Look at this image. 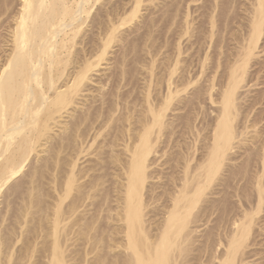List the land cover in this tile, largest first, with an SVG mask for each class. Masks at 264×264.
<instances>
[{
  "label": "bare ground",
  "instance_id": "6f19581e",
  "mask_svg": "<svg viewBox=\"0 0 264 264\" xmlns=\"http://www.w3.org/2000/svg\"><path fill=\"white\" fill-rule=\"evenodd\" d=\"M13 1L0 0V194L4 187L9 195L22 193L9 232L48 240L40 264H67L70 246L77 245L83 247L70 251L77 256L72 264H247L260 257L248 248L260 243L252 235L264 211V0H246L241 13L236 0H207L196 17L188 3L198 0H183L185 10L182 0H18L14 10ZM148 4L164 5L146 18L141 12ZM160 21L167 41H158L163 30L149 44ZM138 22L142 27L126 34ZM140 37L149 57L134 61L143 70L134 73L142 80L139 98L131 99L136 105H126L114 88L104 105L105 94L98 96L104 73H94L103 64L110 70L115 42H123L116 72L126 73L124 48ZM91 154L94 165L81 167L80 158ZM32 158L34 166L21 178ZM223 173L252 174L255 191L251 198L244 193L247 203L229 208L208 197ZM43 178L53 186L50 202L42 198L48 194ZM261 218L256 226L263 240ZM202 226L209 232L205 227L199 235ZM29 238L20 261L34 251ZM5 242L2 249L10 251ZM116 249L121 252L109 256Z\"/></svg>",
  "mask_w": 264,
  "mask_h": 264
},
{
  "label": "rangeland",
  "instance_id": "374dc122",
  "mask_svg": "<svg viewBox=\"0 0 264 264\" xmlns=\"http://www.w3.org/2000/svg\"><path fill=\"white\" fill-rule=\"evenodd\" d=\"M209 1V0H208ZM207 0L206 1H204V0H198V1H196V2H190V3H188L189 4V12H191V14L192 15H194V17H196L197 15H198V13H200L201 11H203V10H205V8H202V7H207L206 5H208V3L210 2H208ZM224 1V0H223ZM239 1L241 2V3H239ZM204 2H207V3H204ZM235 3V5L234 6H236L238 9H239V4H242L243 2L245 3L246 2V0H236V1H234ZM237 2V3H236ZM19 2H18V0H14L13 1V6L11 7V8H13V10L14 9H16L19 5ZM181 3V4H180ZM202 3H204L205 5H202ZM179 4L180 5H182V7H180L181 9H183V10H185L186 8V6H185V1H183L182 0V2H179ZM237 4V5H236ZM164 5V4H163ZM163 5H159L158 6V8H161V7H163ZM184 5V6H183ZM223 5V8H222V6H220V8L221 9H223L225 12H226V10H227V8H228V5L227 6H225L226 8H224V5H225V3H223L222 4ZM98 5H96L95 6V8H93L92 9V12H93V14H94V12H95V9H96V7H97ZM148 6V10H143L142 12H141V14L142 15H146V18H148V17H151V16H153L152 14L156 11V9H158V8H156V7H154L153 8V5H151V4H148L147 5ZM197 7V8H196ZM155 10H153V9ZM196 8V9H195ZM151 9V10H150ZM180 9V10H181ZM236 9V12L237 13H241L240 12V10L241 9ZM150 10V11H149ZM192 10V11H191ZM196 10H198V11H195ZM221 11L220 12V10H219V13H223L224 14V11ZM150 12V14H151V12H153L151 15L149 14V12ZM92 12H91V14H92ZM159 12H161V11H159ZM198 12V13H197ZM195 13L197 14V15H195ZM150 16H149V15ZM95 15V14H94ZM239 15V14H238ZM238 15H237V18H238ZM156 16H159V14H158V12H157V14H156ZM4 18H5V16H3ZM3 17L1 18V19H3ZM193 17V16H192ZM193 17V18H194ZM146 18H144V19H146ZM9 20H10V18H8ZM198 19V18H197ZM9 20H8V22H9ZM139 20V19H138ZM137 20V21H138ZM1 21V20H0ZM7 21V20H6ZM7 22V24H9ZM137 23V22H136ZM139 24H132V27L133 28H130V29H128V31L126 32V34L127 33H130L135 27V29H137V26H140V28L142 27V25H143V22H138ZM141 23V24H140ZM165 25V23L163 22V21H160V22H157V25L158 26H156V28L154 27V28H152L151 29V31L150 32H152L151 33V36L149 37V36H147L148 34V32L147 33H145V34H147V35H145L144 34V36H146V37H149V38H152V39H149V38H147V39H149L148 41H149V44L151 43V41H152V43H154L153 42V40H155V42L157 41L156 39L158 38L157 36H159V34L161 33V32H163V30H164V33H162L161 34V37L158 39V41H160V39H162L161 40V42L163 41L164 42V40L165 41H167V30L165 31V29H168L167 27H165L163 24ZM134 25H137V26H134ZM161 25H162V27H161ZM233 25V24H232ZM4 26H6V24L4 23ZM3 26V27H4ZM165 28H164V27ZM233 26H235V25H233ZM139 28V27H138ZM158 28H160V29H158ZM134 29V30H135ZM153 29H156L157 30V32L156 31H154ZM125 31V30H124ZM139 31H140V33H139V35L142 33V29H139ZM154 31V32H153ZM158 31H160V32H158ZM5 32H4V30L2 29V31H1V29H0V35L1 34H4ZM154 33V35H156L155 36V38L153 37L154 35H152ZM123 34H124V32H123ZM122 34V35H123ZM163 34H165V35H163ZM142 35H143V33L141 34V37H142ZM162 36L164 37V38H162ZM140 37V39L139 40H137V42H134L135 44H129V45H127V46H125L126 48H124L125 49V51H126V56H125V62L123 63L125 66H123V69L125 70V71H127L126 73L124 72L123 73V75L122 76H120V71L118 72V74H117V72L116 71H118L120 68V65H119V63H117L116 61H118V59H120V52L122 53V49H123V46H122V43L123 42H121V43H117V42H115V43H113L114 45H112L111 44V47H110V49H109V55H108V57H112V56H114V57H112V58H110V61H113L112 62V65H110L111 66V68H110V70H104L105 68H107L104 64L102 65V66H100V72H98V73H94V74H96V75H100V74H103V75H101V78H102V80L104 81L103 83H104V87H103V89L101 88V92H99V97H100V99H101V96L102 95H104L105 94V96H102V97H104L103 98V100L105 101L106 100V102L105 103H103L104 105H108V103L110 104L111 103V100H110V97L113 95V94H115V93H112V94H110L111 92H112V89L114 88V90H113V92H116V96H118L117 94H118V92L121 94V96H123L122 98H124V102H127V104L126 105H130V104H132V102H133V100H131V99H134V98H137L138 96H140V85H141V81L142 80H139L140 79V77H139V73L140 72H142L143 70H140V72H139V69L141 68V67H138V66H140L138 63H136V65H137V67L138 68H136V65H134L135 64V62L134 61H136V60H146L147 61V59H148V57L149 56H147L148 54H146L147 52L145 51H143V50H146L147 49V47H146V44L145 43H143L144 42V40H143V38H141ZM228 38L227 39H229V36H227ZM154 38V39H153ZM166 38V39H165ZM169 40V39H168ZM2 42V37H0V45L1 44H3V42ZM162 42V43H163ZM141 43H143V45H145V46H141V47H146L145 49L143 48H141L140 47V45H142ZM120 44H121V47L122 48H120ZM232 44V43H231ZM134 45V47H132ZM2 46V45H1ZM0 46V47H1ZM114 46V47H113ZM127 47H129V48H127ZM132 47V48H131ZM135 51H137V53L135 54V52H133L134 50ZM138 49H140V50H138ZM130 50V51H129ZM133 50V51H132ZM148 50V49H147ZM260 50V49H259ZM114 51H116V52H114ZM118 51H120L119 52V54H118ZM128 51V52H127ZM140 51H142V52H140ZM132 52V53H131ZM113 53V54H112ZM129 54V55H128ZM143 54V55H142ZM144 54H146V55H144ZM111 55V56H110ZM119 57H118V56ZM122 55V54H121ZM136 55V56H135ZM140 55H141V57H140ZM133 56V57H132ZM139 56V57H138ZM143 56H145V58L143 57ZM126 57H131V58H129V60H128V58H126ZM138 59H137V58ZM116 58H117V60H116ZM134 58V59H133ZM132 60V61H131ZM128 61V62H127ZM127 62V63H126ZM116 63V64H115ZM118 64V65H117ZM130 65V66H129ZM109 66V67H110ZM127 66V67H126ZM133 66V67H132ZM105 67V68H104ZM114 68V69H113ZM104 71H103V70ZM128 69V70H127ZM135 69H136V71L138 70V72H136L135 71ZM142 69V68H141ZM101 70H102V72H101ZM123 70V71H124ZM111 71V72H110ZM115 71V72H114ZM130 71V72H129ZM133 72V73H132ZM108 73L111 75V77L108 75ZM114 73V74H113ZM131 73V74H130ZM134 73H138V74H134ZM116 74V75H115ZM128 74V75H127ZM96 75H94V77H98V76H96ZM120 76V78L118 79V77ZM127 75V76H126ZM133 75V76H132ZM105 76V77H104ZM107 76V77H106ZM108 76H109V79H108ZM114 76V77H113ZM118 76V77H117ZM116 77V78H115ZM111 78V79H110ZM124 78V79H123ZM138 78V79H137ZM141 78H142V75H141ZM107 80V82H106V80ZM116 80H117V82H116ZM119 80H121V81H119ZM123 80V81H122ZM115 81V82H114ZM126 81V82H125ZM130 81H132V82H130ZM140 81V82H139ZM110 82V83H109ZM121 82V83H120ZM125 82V83H124ZM128 82V83H127ZM109 83V84H108ZM118 84V86L116 87V85ZM130 83V84H129ZM132 83V84H131ZM108 84V85H107ZM122 84H123V86H122ZM126 84H128V86H126ZM135 84V85H134ZM93 85H95V86H93L92 87V89H95L96 88V84H93ZM130 85V86H129ZM121 86H122V88H121ZM126 86V87H125ZM135 86V87H134ZM119 87H120V89H119ZM129 87H130V89H129ZM260 87V86H259ZM262 87H264V85H262ZM109 88V89H108ZM134 89V91L133 90H131V89ZM255 88H258V86L257 87H252V90H254ZM136 89V90H135ZM138 89V90H137ZM96 90V89H95ZM127 90V91H126ZM108 91V93L106 94V92ZM111 91V92H110ZM130 91H131V93H130ZM133 91V92H132ZM135 91H137V92H135ZM255 92L257 91V90H254ZM95 93H97V91H94ZM122 92V93H121ZM124 92V93H123ZM95 93H93V94H95ZM101 93H102V95H101ZM138 93V94H137ZM253 94H254V92H252ZM119 94V95H120ZM130 94V95H129ZM101 95V96H100ZM125 95V96H124ZM129 95V96H128ZM132 95V96H131ZM129 98H128V97ZM99 97H97L98 99H99ZM106 98V99H105ZM112 99H113V97H111ZM120 98V97H119ZM118 97H114V100H118V101H120V103L118 102V104L119 105H122L124 102L123 101H121L120 99H119ZM121 98V99H122ZM125 98H127V101L125 100ZM139 98V97H138ZM137 98V99H138ZM100 99L98 100V101H100ZM129 99V100H128ZM109 102H108V101ZM136 100V99H135ZM134 100V102H133V104L134 105H136V101ZM98 101L95 103V105L97 104V105H99L98 104ZM130 101H131V103H130ZM117 102V101H116ZM206 103L204 104V106L205 105H208L209 103L207 102V101H205ZM130 103V104H129ZM208 103V104H207ZM102 104V105H103ZM138 105V104H137ZM105 106V107H106ZM207 108H208V110H207ZM209 108L211 109V107H210V105H208V107L207 106H205V109L206 110H204L205 112L206 111H208L209 112ZM202 118L201 116H199L198 117V120H200V119ZM198 120H197V122H198ZM117 148V147H116ZM89 156V157H88ZM92 156V154L91 155H87V157L86 156H82V158H80L81 160H79V164L81 165V167H89V165L90 166H92V165H94V163H95V157L93 156V157H91ZM105 156V155H104ZM103 156V157H104ZM92 158V159H91ZM91 159V160H90ZM93 160V161H92ZM103 160H105V159H103ZM35 158H32L31 159V161L29 160L28 161V163H27V166L25 167V169H24V173L22 172V174L20 175V177L22 178L23 177V175L24 174H26L27 172H28V170L30 171L31 169H32V166H34V164H35ZM34 162V163H33ZM92 162V163H91ZM29 164V165H28ZM33 164V165H32ZM78 164V165H79ZM85 164H86V166H85ZM103 164V163H102ZM79 165V166H80ZM31 168H30V167ZM99 167V166H98ZM97 166H96V168H98ZM28 168V169H27ZM30 168V169H29ZM100 168V167H99ZM27 170V171H26ZM164 170V169H163ZM109 171H110V169H109ZM96 172V171H95ZM94 172V173H95ZM97 172L98 173H102V172H104V171H101L100 172V170H97ZM95 173V174H98V173ZM162 172H164L163 173V175H165V172H167V170H164V171H162ZM89 173H93V172H89ZM167 173H169V172H167ZM166 173V174H167ZM224 174H227V173H223V175L220 177L221 179L220 180H223V181H217V182H220L219 184L216 182L215 184H213L214 186H211L213 189H211V188H209L208 189V191L209 192H211V196L209 195L208 197H210L211 199H213V197L212 196H214L215 198L214 199H219L220 198V201H221V203L220 204H226V205H228L227 207H229V208H232V207H237L238 205H240L241 203V200H242V202H246L247 201V198L244 196V193H245V195L247 194L248 196L247 197H252L253 195H254V186H253V181H254V177L252 176V174L250 175H241V174H239V175H237L236 177H230L229 175L227 176V175H224ZM49 175V174H48ZM104 175V174H103ZM168 175H170V173L169 174H167L166 176H168ZM50 176V175H49ZM49 176H47L46 178V180L47 181H49L48 180V177ZM106 176H107V174H106ZM239 176H241V177H239ZM230 177V178H229ZM105 178V177H104ZM107 179H108V176L106 177ZM106 178H105V180H106ZM223 178V179H222ZM241 178V179H240ZM246 178H248V179H246ZM45 178H43L41 181L43 182L42 184H44V187H41V188H44V190H42L41 192L42 193H46V192H51L52 191V189H53V186H52V184L50 185L49 183L47 184V182H46V180H44ZM225 179V180H224ZM250 179V180H249ZM232 180V181H231ZM235 180H236V182H235ZM45 181V182H44ZM226 181V182H225ZM262 181H264V174H263V179H262ZM248 182V183H247ZM249 182H251V183H249ZM226 183H228V184H226ZM230 183H231V185H230ZM247 183V184H246ZM217 184L219 185V186H217ZM241 184V185H240ZM251 185V186H249V185ZM40 185H41V182H40ZM51 186V187H49V186ZM9 186V185H8ZM41 186H43V185H41ZM225 186H228V187H225ZM246 186H249V187H246ZM222 187V188H221ZM233 187H234V189H233ZM237 187V188H236ZM241 187V188H240ZM46 188H47V191H46ZM52 188V189H51ZM244 188V189H243ZM246 188V189H245ZM253 188V189H252ZM215 189H216V191H215ZM218 189V190H217ZM219 189L221 190V191H219ZM236 189V190H235ZM240 189V190H239ZM247 189H249V190H247ZM245 190H247L246 192H245ZM8 190H7V188L5 189V187H4V189H3V194L5 195H3L2 194V196H1V194H0V207H1V209L3 210V213L2 214H4V218H2L1 216L2 215H0V222H1V220H2V224L0 223V228H1V231L4 233V235H3V233L2 234H0V241H2V242H5L6 240L9 242H5L6 243V245L8 244V247H9V250L10 251H4V249H2V245L4 244V243H2V242H0V264H2V262H3V264H23L26 260H29V261H27L28 262V264H32V262H33V264H35V263H38V264H40V263H42L43 261H45L46 262V260H47V258L45 257V256H43V253H44V251H43V249H44V247L42 246V245H44L46 242L45 241H48V240H43L41 237H38V238H33V239H31V237H30V235L29 236H25V233H23V234H21V233H12V232H9V230L12 228V226H14V221H12V220H14L13 218H11L9 215H11L12 217H14V214H17L19 211H18V207L22 204V201L19 199L21 196V192H19V190H14V192L15 193H13L14 195L12 196V195H9V192H11V190H9V192H7ZM214 191V192H213ZM218 191V192H217ZM224 191V193H222ZM231 191H233V192H231ZM238 191H239V193H238ZM243 191V192H242ZM250 191V192H249ZM48 192V194H50L49 196H46V195H48V194H46V195H42V196H45V197H42V198H44V200L46 199V201L47 202H50L51 200H52V197H50V196H52V194L54 193L53 191L51 192V193H49ZM8 193V194H7ZM16 193H18V194H16ZM20 193V194H19ZM221 193V194H220ZM252 193V194H251ZM6 194L8 195V196H6ZM11 194H12V192H11ZM223 194H225V196L223 195ZM228 194H231V195H228ZM54 195V194H53ZM222 195H223V197H225L224 198V201H225V203L222 201L223 199V197H222ZM252 195V196H251ZM10 196V197H9ZM16 196H18V198L16 199ZM221 196V197H220ZM9 199H11V200H9ZM49 197V198H48ZM217 197V198H216ZM229 199H228V198ZM243 197V198H242ZM244 197H245V199H244ZM7 199V201H6V199ZM51 198V199H50ZM12 199H14V201L12 202ZM22 199V198H21ZM48 199H50L49 201H48ZM222 199V200H221ZM240 199V200H239ZM244 199V200H243ZM4 202H3V201ZM20 202H19V201ZM9 201H11L9 204V206H6L5 205V203L6 204H8V202ZM229 203H228V202ZM238 201V202H237ZM230 202H232V203H230ZM2 203H3V205H2ZM235 203V204H234ZM247 203V202H246ZM113 204V203H112ZM230 204V205H229ZM16 205V206H15ZM225 205V206H226ZM10 206L12 207L11 208V210H10ZM232 206V207H231ZM4 207V208H3ZM9 207V208H8ZM218 207H220L221 208V205H219ZM14 208H17V209H14ZM220 208H219V210H220ZM0 209V210H1ZM7 209V210H6ZM2 210H1V212H2ZM17 210V211H16ZM218 209H217V211H216V214H217V212L219 211ZM7 211H9L8 213H7ZM0 212V213H1ZM15 212V213H14ZM17 212V213H16ZM12 213V214H11ZM14 213V214H13ZM219 213H220V211H219ZM5 214H7L6 216H5ZM216 214H214V215H212V217L209 219V221H208V223H206V226L208 225H210V228H212V225H214L215 224V222H214V220H212L213 218H215L216 216ZM218 215V214H217ZM8 216V217H7ZM263 216H264V211H262L259 215H258V219H257V223L259 224V222L261 223V220H260V217H262L263 218ZM7 217V218H6ZM261 218V219H262ZM8 219H10V221L8 220ZM4 220V221H3ZM4 224V225H3ZM8 224H11L10 226L8 225ZM13 224V225H12ZM258 224H256V225H258ZM8 225V226H7ZM256 225H254V235H252L253 237V239H255V242H260V243H258V244H254V246L252 245V247L250 246L249 248H248V250L250 249H256V251H257V249L260 251V257H257V256H254V258L252 259L251 257L248 259V262H247V264H259L260 262H263V260H264V258L263 259H261V257H262V255H264V253H262L261 254V252L264 250V247H262V246H264L263 244H264V239L262 240V235H260V233H258V231H257V229H258V226H256ZM7 226V227H6ZM205 226V227H206ZM6 227V229H4ZM204 226H202V227H200L199 229H202V230H204L205 229V227L203 228ZM4 230H3V229ZM9 228V229H8ZM206 229L208 230L209 229V227H206ZM8 230V233H6V231ZM207 230H204V231H201V233H199V235H201L202 233H205V231H207ZM211 230V229H210ZM0 231V232H1ZM257 231V232H256ZM14 232V231H13ZM209 232V230L205 233V234H207ZM261 232V231H260ZM6 233V234H5ZM256 233V234H255ZM257 233H258V236H256L257 235ZM9 234H11V235H9ZM19 234V236H17V238H15L16 236L15 235H18ZM198 234V233H197ZM204 234V235H205ZM1 235H3L4 237H2ZM5 235H6V238H5ZM9 235V236H8ZM22 235H23V237H22ZM27 235V234H26ZM8 236V237H7ZM24 236H25V238H24ZM260 236V237H259ZM29 238V239H31V242H32V240L34 241V251H33V253L30 255V257H28V259H25L24 261H20V260H22V259H20V253L19 252H21L22 251V246L24 245V243H25V240H26V238ZM119 237V236H118ZM117 237V238H118ZM196 238H195V240L198 238V236H195ZM203 237H205V236H203L202 235V238H201V236H199V240L197 239L196 240V242H195V246H193V248L194 249H197V246H200L201 244H199V242L201 243V241H202V239H203ZM256 237V238H255ZM8 238H9V240H8ZM6 239V240H5ZM15 240V242H14V240ZM120 239V240H119ZM5 240V241H4ZM24 242H23V241ZM118 240H119V242L121 241V238H118ZM117 240V241H118ZM204 240V239H203ZM36 241H39V242H41L42 241V244H39V242L35 245V243H36ZM73 241V240H72ZM199 241V242H198ZM10 242H12V243H10ZM262 242V243H261ZM2 243V244H1ZM13 243H15V244H13ZM70 243H71V241H70ZM198 243V244H197ZM10 244V245H9ZM32 244H33V242H32ZM72 244H73V242H72ZM261 244V245H260ZM256 245V246H255ZM18 247V250L16 249ZM24 247V246H23ZM37 247V248H36ZM78 247V248H77ZM81 247V248H80ZM82 247H83V245H77V246H74V247H71L70 246V250H68V262H67V264L69 263V264H72L73 262H75L74 261V256H76V254L73 252H71V254H70V251L72 250H79V249H82ZM258 247V248H257ZM22 248V249H21ZM39 248V249H38ZM43 248V249H42ZM72 248V249H71ZM76 248V249H75ZM37 249H38V251H37ZM194 249H193V253L191 252V254H193L194 256H195V254H197L198 253V251L197 250H195V251H197V252H194ZM219 249H220V247H219ZM253 249V250H254ZM1 250H3V252H2V254H1ZM14 250V251H13ZM21 250V251H20ZM105 250V252L107 251V249H104ZM17 251V252H16ZM42 251V252H41ZM113 251H115V252H113ZM110 254H109V256L110 255H112V254H116V253H120L121 252V250L120 251H118L117 252V249L116 250H113ZM252 251V250H251ZM9 252V253H8ZM14 252H15V254H17V255H15L14 254ZM22 253V252H21ZM46 253V252H45ZM107 253V252H106ZM5 254V255H4ZM12 254H13V256H12ZM40 256H39V255ZM75 254V255H74ZM94 253H90V255H87L88 257H92L91 255H93ZM2 255V256H1ZM8 255V256H7ZM44 255H46V254H44ZM74 255V256H73ZM37 256V257H36ZM43 257V260H41L42 259V257ZM95 255H93V257H94ZM108 256V257H109ZM192 256V255H191ZM6 259H5V258ZM7 257H8V259H7ZM12 257V258H11ZM14 257V258H13ZM17 257V258H16ZM19 257V258H18ZM34 257H35V259H34ZM39 257V258H38ZM46 259H45V258ZM71 257H73V260H72V258ZM77 257V256H76ZM88 257H87V259H88ZM92 257V258H93ZM16 258V261L14 260ZM92 258H89V260L90 259H92ZM258 258H260V259H258ZM20 259V260H19ZM31 259V260H30ZM33 259V260H32ZM70 259V260H69ZM252 259V260H251ZM255 259H257V260H255ZM7 260V261H6ZM17 260H18V263H17ZM40 260V261H39ZM251 260V261H250ZM253 260H255V261H253ZM37 261V262H36ZM42 261V262H41ZM71 261H73V262H71ZM254 263H253V262ZM5 262V263H4ZM8 262V263H7ZM23 262V263H22ZM35 262V263H34ZM45 262H43V263H45Z\"/></svg>",
  "mask_w": 264,
  "mask_h": 264
}]
</instances>
